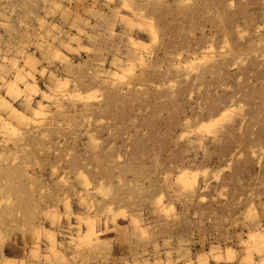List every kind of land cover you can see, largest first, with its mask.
Here are the masks:
<instances>
[{
  "label": "rangeland",
  "instance_id": "374dc122",
  "mask_svg": "<svg viewBox=\"0 0 264 264\" xmlns=\"http://www.w3.org/2000/svg\"><path fill=\"white\" fill-rule=\"evenodd\" d=\"M0 264H264V0H0Z\"/></svg>",
  "mask_w": 264,
  "mask_h": 264
},
{
  "label": "bare ground",
  "instance_id": "6f19581e",
  "mask_svg": "<svg viewBox=\"0 0 264 264\" xmlns=\"http://www.w3.org/2000/svg\"><path fill=\"white\" fill-rule=\"evenodd\" d=\"M259 238V237H258Z\"/></svg>",
  "mask_w": 264,
  "mask_h": 264
}]
</instances>
